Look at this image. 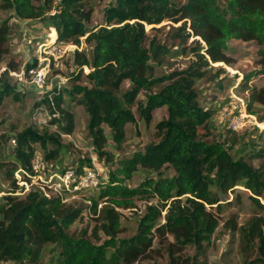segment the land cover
I'll return each mask as SVG.
<instances>
[{
  "label": "trees",
  "instance_id": "16d2710c",
  "mask_svg": "<svg viewBox=\"0 0 264 264\" xmlns=\"http://www.w3.org/2000/svg\"><path fill=\"white\" fill-rule=\"evenodd\" d=\"M0 7L20 20L50 28L54 43L77 45L83 37L91 45L89 56L77 49L68 53L80 69L74 79L78 80L82 66H87L89 71L83 75L91 85L53 90L44 98L52 115L48 129L42 134L31 129L15 134L8 152L0 144V153L4 152L0 177L10 186L0 196V264H38L46 245H52L49 260L53 264H135L154 251L155 239L164 242L168 264H207L197 256L210 243L218 225L211 208L221 205L219 194L241 186L260 205L255 196L264 192V141L248 150L247 156L242 154L244 147L237 149L241 154L235 156L223 144L205 140L199 129L210 126L214 112L199 103L195 83L212 63L230 64L225 50L232 39L257 44L259 68L251 75L264 76V0H224L223 5L217 0H114L104 9L102 25L89 24V0H0ZM164 20L180 22L172 41L182 55L191 56V61L184 68L155 75L153 65L161 64L170 50L149 39L145 25L154 28ZM6 35L7 25L2 21L0 58ZM34 66L29 62L26 69ZM124 81L128 87L123 90ZM162 83L166 84L160 87ZM142 89L148 93L145 104L137 107L139 116L148 122L155 108L165 106L166 118L155 125V139L143 151L117 157L105 148L106 143L112 140L114 150H121L125 126L135 121L132 107ZM246 89L250 90L246 109L254 113L255 103L264 105V87ZM8 91L0 85V99ZM71 92L79 96L75 103L88 115L87 134L97 162L104 158L115 163L108 181L101 179L94 186L97 192L84 198L86 204L66 203L65 195L70 193L45 196L41 184L16 193L15 173L25 182L40 175V168L33 167L35 144L43 148V163L52 166L44 176L64 168L57 167L65 152L60 139L71 134L75 124L73 109L70 103L64 104L63 94L72 97ZM249 159H258V166ZM166 166L173 171L170 176L162 173ZM139 169L145 171L139 184H125ZM83 190L87 189L75 193ZM137 198L156 201L146 206L134 235L117 237L121 226L118 208L135 207ZM84 209L95 221L90 235L96 239L99 232L105 235L101 242H92L85 232L78 237L65 233L82 218ZM238 239L242 253L255 244V258L264 263V222L260 218L240 226ZM187 246H193L196 254H184Z\"/></svg>",
  "mask_w": 264,
  "mask_h": 264
},
{
  "label": "rangeland",
  "instance_id": "374dc122",
  "mask_svg": "<svg viewBox=\"0 0 264 264\" xmlns=\"http://www.w3.org/2000/svg\"><path fill=\"white\" fill-rule=\"evenodd\" d=\"M58 1V0H55ZM223 5L224 0H217ZM114 0H89L92 9L90 25H102L104 20V9L111 5ZM5 22L7 25V35L3 43V53L0 58V85L3 90H9L0 99V144L3 145L5 152L14 144L13 136L26 129H31L42 134L47 127V121L51 118L50 108L44 101L53 90L59 88L89 87L88 78L83 74L89 71L87 66H82V73L78 80L74 77L80 72L79 67L72 62L68 54L75 49L82 50L87 56L90 55L91 45L80 38L79 44L54 43V37L50 34V28L43 26L36 21H23L16 18L7 10L0 7V24ZM180 22L172 23L162 21L154 25H145L148 38L168 46L170 52L165 56L161 64H154V74L161 75L173 69H181L191 61L190 55H182L175 46L172 39L174 28ZM190 37L187 43H190ZM258 46L254 41H242L232 39L227 42L225 55L231 60L230 64L215 62L211 68L205 71L196 83V90L199 103L210 108L214 113L211 117L210 126L200 128L199 133L205 140L217 141L225 146L232 155H239L236 150L246 148L242 153L247 156V151L257 148L264 141V105L255 103L253 112L248 113L246 102L250 90L247 87L253 86L256 89L264 87V76L251 75L259 68L257 54ZM29 62H34L35 66L29 68ZM251 75V76H249ZM166 83L160 85L163 86ZM128 87L127 81L121 85V89ZM152 91H156L153 88ZM148 91L141 90L137 95V102L132 107L135 121L127 123L125 126V140L121 150H114L112 140H108L105 148L115 152L117 157L130 156L133 152L143 151L144 147L154 140L155 125L165 120L166 107L155 108L152 111L151 119L146 122L139 116L137 107L145 104ZM63 94L64 104L70 103L73 109L74 130L69 135H61L60 142L65 146L64 155L61 157L59 169L67 166H82L81 169L88 167L95 161L98 169V182L106 183L109 179V172L114 168L115 163H108L103 159L98 163V156L87 134L86 123L88 115L83 106L75 103L79 96L74 92ZM69 97L71 98L69 100ZM235 116L240 118L239 127L232 130L228 127L230 119ZM54 129L53 127L51 128ZM106 134L109 130L104 125ZM4 137L6 141H4ZM253 144V145H251ZM35 159L39 163L40 177L30 179V182L20 180L21 175L15 173L18 178L16 193H24L31 187L43 184L47 172L52 166L44 164L42 161L43 148L35 144ZM49 147V145H48ZM4 152L0 153V156ZM247 158V157H246ZM35 162V160H34ZM248 162L253 166H258V159H249ZM106 163V164H105ZM104 166H103V165ZM103 166V168H102ZM162 173L170 176L173 174L171 167L163 168ZM145 171L139 169L134 173L130 180L125 184L136 186L143 179ZM23 188H22V187ZM22 188V189H21ZM0 196L10 190L9 184L0 177ZM97 187H90L80 193L66 194V203L77 205L86 204V196L95 195ZM249 191L241 186L234 187L233 190L225 195L219 194L221 205H215L211 210L215 213L218 225L212 235L211 241L197 260H204L207 264H264L255 258V242L253 249L242 253L239 249L238 228L246 225L255 218H260L264 222V192L261 196H255L260 202L256 204L249 196ZM237 195V197H235ZM154 198L135 199L133 208H118L121 212L120 231L117 237L129 238L136 231L137 222L144 213L148 204H155ZM82 218L74 221L65 233L78 237L85 232V236L92 242H101L105 235L98 233L96 239L90 235L95 224L93 217L84 209ZM164 211H162V216ZM160 221H163V218ZM235 228V229H234ZM52 245L44 246L42 258L38 264H53L49 260ZM154 251L148 257L139 259L135 264H168L164 242L159 243L157 239L153 243ZM189 256L196 254L193 246H187L183 250Z\"/></svg>",
  "mask_w": 264,
  "mask_h": 264
},
{
  "label": "built area",
  "instance_id": "2783aa9c",
  "mask_svg": "<svg viewBox=\"0 0 264 264\" xmlns=\"http://www.w3.org/2000/svg\"><path fill=\"white\" fill-rule=\"evenodd\" d=\"M240 122L239 116H233L229 121L228 127L235 130L239 127ZM33 167L35 169L40 167L36 159ZM98 169L94 160L90 166L81 169V171H78L75 166H67L62 170L46 175L43 184L40 185V189L45 196H61L65 193L73 194L76 191L94 187L98 183Z\"/></svg>",
  "mask_w": 264,
  "mask_h": 264
}]
</instances>
